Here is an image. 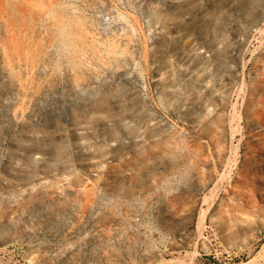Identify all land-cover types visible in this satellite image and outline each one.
Wrapping results in <instances>:
<instances>
[{
	"label": "rangeland",
	"instance_id": "obj_1",
	"mask_svg": "<svg viewBox=\"0 0 264 264\" xmlns=\"http://www.w3.org/2000/svg\"><path fill=\"white\" fill-rule=\"evenodd\" d=\"M65 1L82 86L0 22V264H264V0Z\"/></svg>",
	"mask_w": 264,
	"mask_h": 264
},
{
	"label": "bare ground",
	"instance_id": "obj_2",
	"mask_svg": "<svg viewBox=\"0 0 264 264\" xmlns=\"http://www.w3.org/2000/svg\"><path fill=\"white\" fill-rule=\"evenodd\" d=\"M66 3L65 0L59 2L56 0H0V22L6 25H10V22L12 24L7 27L8 33L4 47L7 51L17 54L20 58L18 63H22L25 68L30 66L32 71L38 68L39 58L47 54V44L33 39L32 27L39 16L45 15L47 18L43 22L46 20L47 24L44 27L51 31L49 45L56 46L58 51L65 55L66 62L74 70L75 84L82 86L86 84V80L77 71V67L83 63L79 61V57L88 55L90 52L85 46L82 35H77L75 38L73 36ZM52 15H55L54 19L49 18ZM19 16H23V21L26 23L23 25V31L18 32L14 26L19 24L17 18ZM19 81L20 90L24 93L36 90L31 83V76L27 80ZM253 109L255 117L252 120L258 127L260 140L258 144L256 143L257 146L249 145L242 163V170L243 182L252 190H257L260 188L251 179L258 174L259 159L264 160V94H260L257 98ZM19 115L23 116L24 112L21 111ZM247 200H251V196H247Z\"/></svg>",
	"mask_w": 264,
	"mask_h": 264
}]
</instances>
